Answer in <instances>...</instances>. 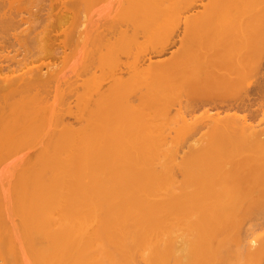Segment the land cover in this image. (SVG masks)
<instances>
[{
    "label": "bare ground",
    "instance_id": "6f19581e",
    "mask_svg": "<svg viewBox=\"0 0 264 264\" xmlns=\"http://www.w3.org/2000/svg\"><path fill=\"white\" fill-rule=\"evenodd\" d=\"M139 5L132 1L136 28ZM161 15L147 19L151 38ZM199 15L193 26L187 20L181 34L145 52L142 68H134L132 82L150 85L141 97L146 103L118 99L127 85L123 75L115 88L99 92L87 114L106 122L80 128L62 118L55 123L41 110L46 101H21L26 85L51 96L47 82L0 77V155L16 151L8 163L0 161V206L10 220L1 239L5 264H264L262 135L246 117L210 113L239 109L245 98L221 97L240 78L220 47L207 42V12ZM108 38L100 48L106 58L120 43ZM169 51L171 57L162 58ZM170 93L190 95L191 113L203 110L193 122L182 116L185 125L195 128L204 120L217 140L237 141L212 144L207 167L185 172L189 187L178 180L184 163L176 159L173 191L166 136L157 133L154 119ZM160 137L162 145L151 147ZM36 147L33 156L29 150Z\"/></svg>",
    "mask_w": 264,
    "mask_h": 264
},
{
    "label": "rangeland",
    "instance_id": "374dc122",
    "mask_svg": "<svg viewBox=\"0 0 264 264\" xmlns=\"http://www.w3.org/2000/svg\"><path fill=\"white\" fill-rule=\"evenodd\" d=\"M132 1L0 0V77L37 78L47 82L49 86L46 90L52 91V95L46 97L47 92L31 90L30 85H26L23 98L14 100L22 98V102L32 105L46 101V104L41 102V110L50 117L55 116V123L57 118H62L66 124L80 128L87 122H106L107 117L87 114L89 106L95 102L93 100L98 99L99 92L115 88L117 79L123 75L127 85L123 89L124 95L121 94L118 99L146 103L141 97L150 85L132 82L134 68L139 70L143 66H140L142 55L172 36L181 34L187 20L190 26L191 19L206 11L210 20L206 29L210 32L207 31V36L203 28L204 34L212 40L207 42L220 47L225 64L240 78L234 89L220 96L227 100L245 98L243 107L239 109L213 110L210 113L246 117L254 127L252 130L261 133L264 144V0H139L138 28L131 20L136 13ZM160 2L171 4L159 7L157 3ZM112 5L119 8L113 9ZM159 14H162L160 28L156 37L151 38L145 31V25L147 19ZM186 26L189 28L188 24ZM108 37L112 41L118 39L120 43L117 54L106 58L101 54L106 51L105 48L103 51L100 48ZM170 55L169 51L162 58ZM189 97L170 93L154 116L157 122L155 130L166 136V160L172 191L178 185L173 176L176 159L184 163V172L178 173V180L184 187H189L193 182L185 176V172L207 167L204 156L210 152L212 144L223 141L231 143V146L237 142L217 140L211 128L202 122L204 120L195 128L181 122L182 116L193 122V117L200 119L203 115V110L190 112ZM0 101L4 104V94L0 95ZM153 141L151 147L162 145L161 137ZM243 145L247 148L251 146L248 142ZM37 148L29 150V153L36 156ZM236 150L239 151V148ZM15 152L7 154L9 157L0 155V161L8 163V158ZM9 223L7 213L0 206V264H5L1 253L2 231Z\"/></svg>",
    "mask_w": 264,
    "mask_h": 264
}]
</instances>
